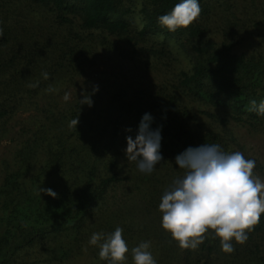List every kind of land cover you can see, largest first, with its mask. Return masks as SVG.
Wrapping results in <instances>:
<instances>
[{
	"label": "trees",
	"instance_id": "trees-1",
	"mask_svg": "<svg viewBox=\"0 0 264 264\" xmlns=\"http://www.w3.org/2000/svg\"><path fill=\"white\" fill-rule=\"evenodd\" d=\"M221 1L218 6L227 4ZM179 2L0 0V135L22 105L34 102L41 92L80 68L91 49L87 42L96 32L119 41L131 60L160 70L177 60L167 43L171 40L189 66L179 70L170 88L150 93L137 90L131 95L117 90L107 100L93 93L90 105L76 103L66 114L49 113L48 124L39 125L23 142L16 168L5 166L0 184V264H24L23 254L41 245L46 261H65L81 250L96 229L114 232L115 222L124 215L132 225L136 210L116 209L108 202L110 192L125 180L120 161L126 137L135 138L145 113L152 117L150 128H160V153L169 169L163 174L138 171L128 179L144 201L137 211L145 215L155 211L158 217L164 191L184 175L174 163L178 154L203 143L233 152L238 143L231 122L254 130L264 128V114L258 115L250 106L252 100L257 105L264 100V23L255 24L258 47L238 53L239 19L230 8L224 25L214 29L220 39L211 36L216 1L199 0L201 12L186 28L170 32L163 27L158 17ZM134 15L140 18L141 28L134 23ZM160 36L165 40L156 39ZM102 41L110 44L105 37ZM181 98L208 110H194ZM77 118L76 127L72 126ZM40 188L53 189L57 197L41 193ZM145 221L140 218L141 223ZM131 225L122 226L123 232L129 233ZM139 228L145 232L147 223ZM161 232L165 257L168 250L180 249L178 264H264V213L248 231L245 243L232 241L231 253L222 251L212 230L195 249L181 248L170 234Z\"/></svg>",
	"mask_w": 264,
	"mask_h": 264
},
{
	"label": "rangeland",
	"instance_id": "rangeland-1",
	"mask_svg": "<svg viewBox=\"0 0 264 264\" xmlns=\"http://www.w3.org/2000/svg\"><path fill=\"white\" fill-rule=\"evenodd\" d=\"M211 2H215L218 7L217 16L213 15L210 21L211 36L215 40L220 39L221 35L215 34L214 29L224 25L225 15H228L226 9L230 8L231 11L229 12H233L239 19V27H236L238 44L235 47V51L238 53L253 52L260 42V36L257 32L258 28L255 27V24L259 21L264 23V0H222L221 2H227L228 4H224L222 7L218 6L219 0H211ZM35 19L37 21L40 20L43 25L46 24L41 18ZM133 20L141 28V20L137 15H134ZM241 20L243 23H241ZM103 37L107 38L110 44L103 43ZM156 39L159 41L165 40L162 36ZM87 43L91 47L88 50V57L74 74L54 84L49 90L41 92L34 102L22 105L20 110L7 121L5 131L0 135V184L4 178L5 166L9 165L11 169L16 168V156L23 142L33 134L39 125L48 124V117L51 114H66L76 103L81 104L80 100L83 99L84 95L89 96L93 93H99L107 100L117 90L125 91L128 95H131L137 90H144L150 93L164 87L170 88V83L176 79L179 70L189 67L187 60L177 51L175 43L171 40H167V43L177 60L172 63L169 69L162 70L146 65L144 61L131 60L122 50V44L107 35L101 36L96 32L95 37ZM124 49L126 48L124 47ZM66 93L70 96L67 101L63 99ZM180 101L194 110H208L207 106L187 99L181 98ZM209 110L214 111L212 109ZM230 128L238 143V146L233 147V152L241 151L245 158L254 159L256 167L253 169V173L264 181V128L254 130L247 125L234 122H231ZM120 163L121 177L125 180L110 192L111 198L108 205L116 209L128 208L136 210L133 214H137L133 219L132 225L126 215L115 222V226L120 228L124 225L129 227L131 225L129 233L122 232V238L126 241L129 248V252L126 253L127 260L125 264H133L131 248L142 241H150V251L157 263L178 264L181 258L180 249L168 250L169 256L165 257L164 255L167 250L163 249L164 246L160 241L162 237L161 231L165 234L168 232L161 228V216L158 217L155 211H152V214L149 213V215H145L147 212L137 211L144 201L141 195H138L139 192L137 190L131 189L132 183L129 181L139 171L136 163L127 160L126 155L121 159ZM169 165V162H166L162 155V159L156 165L155 171L163 174L169 169ZM138 213H140V216ZM133 214L132 216H134ZM142 215L150 217L146 219L148 222L145 221ZM139 217L145 222L141 223ZM145 223H147V229L144 232L143 229L139 228V225ZM107 230L109 229L102 227L94 232L108 234ZM132 231H135V233H132ZM88 241L84 242L81 250L65 261H46L43 245L29 250L27 254H23L22 259H24V264H108L107 261L99 258V246L89 245Z\"/></svg>",
	"mask_w": 264,
	"mask_h": 264
},
{
	"label": "clouds",
	"instance_id": "clouds-1",
	"mask_svg": "<svg viewBox=\"0 0 264 264\" xmlns=\"http://www.w3.org/2000/svg\"><path fill=\"white\" fill-rule=\"evenodd\" d=\"M199 0H180L171 12L158 17V22L168 31L186 28L200 14ZM48 77L47 73L43 74ZM70 96L66 93L65 101ZM86 100V102H85ZM81 104H91L84 95ZM251 110L264 114V100L257 105L250 102ZM152 117L145 113L139 123L137 134L126 137L125 155L134 161L141 173L151 174L161 161V131L152 130ZM78 118L71 121L75 126ZM130 131V130H129ZM174 163L184 171L182 178L175 179L164 191L158 205L161 213V228L178 242L181 248L195 249L209 230L219 239L222 251H234L232 241L243 244L264 213V181L254 175V159L245 158L241 151L227 152L216 143L188 147L175 157ZM40 192L56 198L51 188H40ZM247 230V231H246ZM123 229L114 232L92 233L88 243L99 246L98 256L108 264H125L129 252L122 238ZM150 241H142L131 248L133 264H157L150 251Z\"/></svg>",
	"mask_w": 264,
	"mask_h": 264
}]
</instances>
